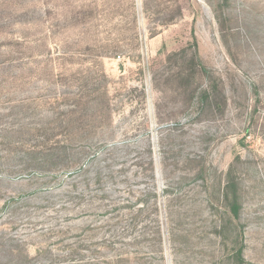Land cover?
<instances>
[{
  "label": "rangeland",
  "instance_id": "1",
  "mask_svg": "<svg viewBox=\"0 0 264 264\" xmlns=\"http://www.w3.org/2000/svg\"><path fill=\"white\" fill-rule=\"evenodd\" d=\"M218 1L0 0V264H264V0Z\"/></svg>",
  "mask_w": 264,
  "mask_h": 264
},
{
  "label": "trees",
  "instance_id": "2",
  "mask_svg": "<svg viewBox=\"0 0 264 264\" xmlns=\"http://www.w3.org/2000/svg\"><path fill=\"white\" fill-rule=\"evenodd\" d=\"M228 1L229 0H219L218 5L215 8L216 18L220 25L222 37L224 38V40L232 31L230 28H228V25L230 24L228 15H225L226 10L224 5H226ZM186 51L187 50H183L179 54H176L174 56H185L187 53ZM188 62H190L189 72H183V70L177 71L176 77H178V80L184 81L186 83H191V85L195 86L194 91L191 90L190 92V101L198 99V104L207 103L210 105H216L220 100L224 103V98L222 100V97H224V91L221 88V85L216 81L209 80L208 89H205L203 92L200 91L201 93L199 92L198 82L203 78H208L211 72L208 68L202 65L196 54H193ZM234 168L235 164L230 167V170L227 173L223 191V200L225 206L229 211L230 217L234 219H239L242 207L240 202L241 191L240 182L237 178V173L234 171ZM236 260L239 262V264L245 263L242 248L237 251Z\"/></svg>",
  "mask_w": 264,
  "mask_h": 264
}]
</instances>
